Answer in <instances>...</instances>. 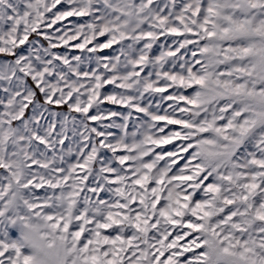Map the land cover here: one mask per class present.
Wrapping results in <instances>:
<instances>
[{
    "label": "snow or ice",
    "instance_id": "1",
    "mask_svg": "<svg viewBox=\"0 0 264 264\" xmlns=\"http://www.w3.org/2000/svg\"><path fill=\"white\" fill-rule=\"evenodd\" d=\"M0 264H264V0H0Z\"/></svg>",
    "mask_w": 264,
    "mask_h": 264
},
{
    "label": "rangeland",
    "instance_id": "2",
    "mask_svg": "<svg viewBox=\"0 0 264 264\" xmlns=\"http://www.w3.org/2000/svg\"><path fill=\"white\" fill-rule=\"evenodd\" d=\"M69 19H72V18H69Z\"/></svg>",
    "mask_w": 264,
    "mask_h": 264
}]
</instances>
